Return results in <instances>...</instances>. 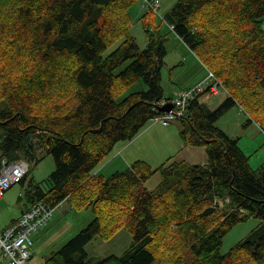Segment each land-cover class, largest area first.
Segmentation results:
<instances>
[{"label": "trees", "instance_id": "1", "mask_svg": "<svg viewBox=\"0 0 264 264\" xmlns=\"http://www.w3.org/2000/svg\"><path fill=\"white\" fill-rule=\"evenodd\" d=\"M136 1L0 0V160L37 164L51 155L55 168L27 196L94 212L42 264H259L264 167L252 168L238 138L215 123L238 106L264 131V0H176L165 22L226 90L215 109L195 99L173 119L181 144L203 147L207 160L136 159L105 177L95 171L115 146L166 112L156 106L165 97V35L149 27L155 13L146 12L147 45L138 49L130 31ZM250 217L259 223L222 254L224 235ZM121 228L132 236L121 255L88 258L87 243Z\"/></svg>", "mask_w": 264, "mask_h": 264}, {"label": "rangeland", "instance_id": "2", "mask_svg": "<svg viewBox=\"0 0 264 264\" xmlns=\"http://www.w3.org/2000/svg\"><path fill=\"white\" fill-rule=\"evenodd\" d=\"M159 2L160 15L151 13L149 16L147 15L146 21L147 23L150 22L149 27L151 28L153 26H159L160 31L165 35L167 52L160 68L161 86L165 95L175 96L179 93V89L194 87L198 82H202L207 76V67L175 34L169 27V24L160 17L166 15L171 10L176 0H159ZM130 9V31L135 37L138 49L142 50L147 45L145 26L142 20V16L146 11L142 9L139 0ZM188 55L193 59L192 61L185 59ZM141 84L140 81L136 82L125 93L140 88ZM201 95L196 99L198 100L200 98L202 102L206 101L205 105L212 110L225 99L226 92L222 91L218 95H212L210 93H203ZM247 119V114L240 107L234 106L227 109L215 124L221 129L225 128L231 134L230 136L238 138V144L243 149L244 154L248 156V163L252 168L264 167V131L259 127L258 123H256L258 126L255 125V122L250 124ZM179 124V120H172L169 126L162 125L158 122L148 123L133 140L118 143L114 148V153L116 152V148L123 149L129 146L127 151L128 155L134 156V158L130 157L132 161L135 159H143L153 166H158L170 158H187L191 163H195L197 160L189 156L190 152L186 151L188 149L180 153L181 146L175 144L174 138L176 137L179 140V132L177 134ZM168 130H170V133H165ZM179 142L181 143L180 140ZM199 152L201 151H193V157L201 158L203 153ZM117 154L114 163L107 165L110 162L109 160L104 166L102 165L103 167L101 166L100 172L105 177L114 171V166L117 164L116 161L124 162L122 157H119ZM42 157L43 159L37 164H34V162L28 163L29 169L23 182L20 181L12 184L0 198V230L20 215L28 200L26 191L30 183L32 184L45 179L55 168L54 159L51 155L42 154ZM158 181L159 173L157 172L145 182V186L151 190L157 185ZM93 217L94 212L91 207L77 209L69 200H64L58 204L54 208L50 220L33 237L31 236L34 242L32 246V263L42 264L47 255L60 248L82 227L87 225ZM258 223L259 219L250 217L245 221L235 224L224 235L220 252L226 254L232 247L245 238ZM131 243V233L127 229L121 228L109 239H103L98 236L94 237L85 246V251L88 258L95 261L109 255L119 256ZM261 263L263 264L264 261H261L259 264ZM0 264H5V261Z\"/></svg>", "mask_w": 264, "mask_h": 264}, {"label": "built area", "instance_id": "3", "mask_svg": "<svg viewBox=\"0 0 264 264\" xmlns=\"http://www.w3.org/2000/svg\"><path fill=\"white\" fill-rule=\"evenodd\" d=\"M144 11H151L160 15L159 0H139ZM163 21V16H160ZM172 28L173 25L169 24ZM203 86L181 89L174 97L162 98L156 102V106L172 104V109L163 115L155 117L161 124L166 125L170 120L178 118L184 114L189 104L203 93L218 95L225 88L222 82L207 69V76L202 80ZM158 107V106H157ZM29 164L24 159L10 161L6 158L0 160V198L6 190L14 183L20 182L26 175ZM54 207L47 206L40 200L22 211L18 218L12 221L6 228L0 231V263L5 264H33L32 257V234L43 227L51 218Z\"/></svg>", "mask_w": 264, "mask_h": 264}, {"label": "crops", "instance_id": "4", "mask_svg": "<svg viewBox=\"0 0 264 264\" xmlns=\"http://www.w3.org/2000/svg\"><path fill=\"white\" fill-rule=\"evenodd\" d=\"M263 26H264V24H263ZM187 61H192L193 59L188 55L186 58H185ZM199 83V82H198ZM187 86V85H186ZM182 89V88H181ZM181 89H179V90H181ZM178 90V91H179ZM178 91H177V93H178ZM176 93V94H177ZM164 96L165 97H168V98H173V97H175V96H170V95H165V93H164ZM202 96V95H201ZM200 96V97H201ZM198 100L200 101V102H202V100H200V98H198ZM202 103H204V105H205V103H206V101H203ZM208 109H210L209 107H208ZM250 124H252V123H254V122H249ZM255 125L256 126H258L256 123H255ZM167 126H169V125H167ZM225 132H227V130L225 129V128H222ZM148 130V129H147ZM146 130V131H147ZM178 132H179V130H177V134H178ZM165 133H170V130H168L167 132H165ZM228 133V132H227ZM229 134V133H228ZM229 135H231V134H229ZM174 141H175V144L176 145H180L181 146V148H180V153L181 152H183V151H185V149H188V150H186V151H188V152H190V154H189V156L191 157V158H196V162L195 163H205L206 162V160H207V157H206V154H205V151H204V148L203 147H199V146H185V145H183V144H181L180 142H179V140L175 137L174 138ZM239 145V144H238ZM128 147L129 146H126L125 148H123V149H119V148H116V152L111 156V158L109 159L110 160V162L107 164V165H109L110 163H114L115 161V159H116V154H117V152H118V156L119 157H122V159H123V161L124 162H122V161H116V166H114V171L113 172H115V171H119V170H124L131 162H132V159H130V157L132 158H134V156H131V155H128V151H127V149H128ZM240 147V146H239ZM241 148V147H240ZM189 149H191V150H189ZM199 149H201V150H199ZM243 150V149H242ZM193 151H201V152H199V153H203V155L201 156V158H197V157H193L194 156V154H193ZM123 156H124V158H123ZM180 159H185V160H187V161H189V162H191L189 159H187V158H180ZM108 160V161H109ZM136 160V159H135ZM107 161V162H108ZM113 161V162H112ZM134 161V160H133ZM106 162V163H107ZM106 163H104L103 164V166L106 164ZM102 166V165H101ZM100 166V168H99V170L97 169L96 171H95V173H97V174H101L102 175V173L100 172L101 171V168L103 167H101ZM107 167V166H106ZM112 172V173H113ZM111 174V173H110ZM104 176V175H103ZM28 200H27V203L25 204V207L23 208V210L22 211H24V210H26L27 208H29L33 203H34V200L32 201L29 197L27 198ZM60 204V203H59ZM21 211V212H22ZM18 218V217H17ZM15 220V219H14ZM14 220H12V221H14ZM11 221V222H12ZM10 222V223H11ZM9 223V224H10ZM8 224V225H9ZM7 225V226H8ZM7 226H5L4 228H6ZM4 228H1V230H3ZM0 230V231H1ZM41 230V228L40 229H38L37 231H35L33 234H32V237L34 236V234H36V232H38V231H40ZM32 241H33V238H32ZM34 245V242H33V244H32V246ZM262 264V263H261ZM264 264V263H263Z\"/></svg>", "mask_w": 264, "mask_h": 264}, {"label": "water", "instance_id": "5", "mask_svg": "<svg viewBox=\"0 0 264 264\" xmlns=\"http://www.w3.org/2000/svg\"><path fill=\"white\" fill-rule=\"evenodd\" d=\"M172 104L171 103H167V104H165L164 106H160V107H158L160 110H162V111H166V112H168V111H170L171 109H172Z\"/></svg>", "mask_w": 264, "mask_h": 264}, {"label": "bare ground", "instance_id": "6", "mask_svg": "<svg viewBox=\"0 0 264 264\" xmlns=\"http://www.w3.org/2000/svg\"><path fill=\"white\" fill-rule=\"evenodd\" d=\"M162 16H163V15H162ZM163 18H164V16H163ZM173 28H174V27H172L171 29H173ZM134 51H135V50H134ZM201 86H203V84H202V82H199V83H197L196 86H194V87H201ZM164 98H165V97H164ZM167 98H168V97H167ZM167 98H166V99H167ZM157 101H158V100H157ZM10 187H11V186H10ZM10 187H9V188H10ZM9 188H8V189H9ZM8 189H7V190H8ZM7 190H6V191H7Z\"/></svg>", "mask_w": 264, "mask_h": 264}]
</instances>
